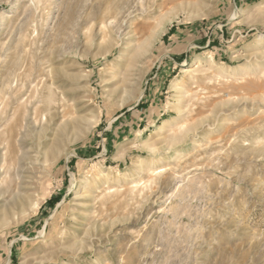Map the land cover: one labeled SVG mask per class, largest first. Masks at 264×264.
Returning a JSON list of instances; mask_svg holds the SVG:
<instances>
[{
  "label": "rangeland",
  "instance_id": "1",
  "mask_svg": "<svg viewBox=\"0 0 264 264\" xmlns=\"http://www.w3.org/2000/svg\"><path fill=\"white\" fill-rule=\"evenodd\" d=\"M0 264H264V0H0Z\"/></svg>",
  "mask_w": 264,
  "mask_h": 264
},
{
  "label": "bare ground",
  "instance_id": "2",
  "mask_svg": "<svg viewBox=\"0 0 264 264\" xmlns=\"http://www.w3.org/2000/svg\"><path fill=\"white\" fill-rule=\"evenodd\" d=\"M184 71H185V72H191V71H192V68H185ZM184 71H183V72H184Z\"/></svg>",
  "mask_w": 264,
  "mask_h": 264
}]
</instances>
